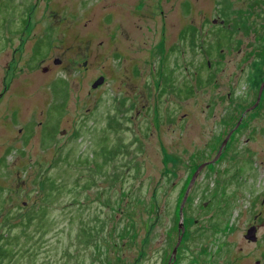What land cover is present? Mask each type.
Masks as SVG:
<instances>
[{
  "label": "rangeland",
  "instance_id": "374dc122",
  "mask_svg": "<svg viewBox=\"0 0 264 264\" xmlns=\"http://www.w3.org/2000/svg\"><path fill=\"white\" fill-rule=\"evenodd\" d=\"M1 1V24L51 13L50 0H30L40 3L35 14L32 5L17 6L20 0ZM109 1L51 4L65 26L76 21L74 33L63 29L69 40L92 23L73 48L76 60H67L70 70L59 73L66 133H58V155L33 143L11 146L14 133L0 125V264H167L181 223L200 237L188 242L179 264L264 261V225L257 244L245 238L264 197V138H255L259 153L240 162L235 175L230 141L180 210L194 172L215 159L234 121L257 100L259 87L243 86L250 61L264 63V0H192L185 33L172 9L167 40L159 15L158 28L142 21V29L101 47ZM100 76L105 82L93 88ZM35 87L33 79L25 82L21 104L46 105L49 95L35 97ZM262 99L245 121L264 123V89ZM184 110L194 113L183 120ZM215 122L222 125L211 129ZM51 126L43 127L44 146L54 143Z\"/></svg>",
  "mask_w": 264,
  "mask_h": 264
},
{
  "label": "flooded vegetation",
  "instance_id": "af4514ba",
  "mask_svg": "<svg viewBox=\"0 0 264 264\" xmlns=\"http://www.w3.org/2000/svg\"><path fill=\"white\" fill-rule=\"evenodd\" d=\"M144 1L145 0L109 1L108 5H106L108 10L104 14V24L107 35L104 40L100 41L99 45L101 47L107 45L110 41L123 38V35L128 34L132 30H136V28L142 29V21L146 26L154 23L156 25L154 28H158L156 19L159 15L162 19V32L164 38L167 40V35L169 33L167 32V29L169 26L170 28H173V21L171 20V17L169 18V12L172 9H176L182 19L179 20L180 24L178 26V33H185L187 31L188 24H184L183 20L190 12L188 9L189 6H192V0H177L176 3H174L173 0H147L145 4ZM163 1H165V3H163ZM1 2L2 1L0 0V3ZM52 2L53 0H50V5L48 4L51 10L49 16L43 17L42 19L36 18L35 16L32 17V20H34L33 25L30 24L32 22V20H30L31 16L24 18L15 17L10 24L0 23V25H2L0 26V125L3 124L7 128H10L12 134L14 133V138L13 140L11 139V143H9L10 145L16 142L21 145L33 143L37 149L39 147L41 153L44 151L50 152L52 151V148H54V154L51 157H56L58 155V153L56 154V148L59 145L57 143L58 133H66L65 128H60V125L64 120L65 111L63 110L65 106L64 101L60 100L58 95V83L61 81V75L59 73L63 70H65V72L70 70L71 62H69L70 64L67 66V60H76L79 51L78 49L75 50L73 48L77 45L78 40L81 41L82 37L89 32V24L92 23H85L84 26L86 29L82 30L80 33L73 34V39L69 40L66 38V35H64L66 32H64L63 29L67 30V32L74 33L76 21H68L69 24L65 26L62 21V15L58 10L52 7ZM169 2L171 3L170 9L167 10L165 7ZM30 5H32L33 14L40 10L39 2L36 6L31 4L30 0H20L17 3V6L21 8H27ZM159 7H161V9ZM116 12L124 13L125 16L119 14L116 15ZM17 16H19V13ZM215 20L216 19H214L213 22L217 23L218 19L217 22H215ZM64 45L66 48L61 50ZM171 45H173V42ZM115 52L119 53L118 50H115ZM87 64L88 61H84L83 65L87 66ZM210 64L211 63L209 62V65ZM260 65H262L264 69V63L258 60H255L254 62L250 61L247 67V72L245 73L246 81L243 86L246 89L259 87L257 100L251 107L243 112L236 121H234V127L231 128L227 134V137L229 136L228 142L221 152V155L223 154L225 156L229 150V142L234 141V175L241 174L242 172L239 169L241 167L239 166L240 162L259 153L253 145L255 138H264V123L254 124L253 122L245 121L246 116L252 112L253 109H256L258 106L262 107L263 90L260 95V88L264 79L263 81L261 79L259 86L253 85L256 72L255 69L261 67ZM165 78L167 81L173 79V77L168 76V74L165 75ZM28 79L34 80V85L36 87L32 92L35 97L49 95L46 105L28 107V105L21 104L22 97L26 95V93L22 94V92L24 91L23 88L25 87V82ZM185 84L186 83H184V85ZM39 92H41V95ZM238 96L237 91L234 90V118H236L238 110ZM26 107L29 109V112L27 113L24 112ZM192 113L194 112L184 110L182 112V119L185 120L186 118H190ZM20 124L22 126L16 127ZM27 124L33 125L35 128L31 131L27 129ZM178 124L182 125L181 128L187 125V123H184L183 121ZM46 125H53L48 134L50 139L54 142L52 146H44L42 143L41 136H43L45 130L43 127ZM209 125H211V129H215L222 125V122H215L213 125ZM256 125L260 126L256 127ZM256 129L259 130L258 134L256 133ZM182 134L183 133L179 135L180 140H183ZM213 135H215V133ZM208 143L209 141H207V144ZM9 148L10 146L6 147L7 150H9ZM198 150L202 151L204 148ZM41 153H38L37 155L39 156ZM49 156L50 155L48 154L47 157ZM209 165H212V163H207V165L201 170L197 169L194 172V175L198 173V176L193 187L196 185L198 177ZM260 205L261 207L255 213L253 223L250 225V227L256 226L257 228V241L247 239L245 233L247 241L256 244L260 241V238L263 235V233L260 232V228L264 225V197L261 200ZM185 228V232L188 231V228ZM185 232L178 235L167 264H179L183 257L182 252L187 248L188 242L195 237H200V235ZM168 242H172V240H168L167 245H169ZM202 248L204 247H201V249ZM194 261L199 263V258H196ZM255 264H264V261L262 259H257L255 260Z\"/></svg>",
  "mask_w": 264,
  "mask_h": 264
},
{
  "label": "water",
  "instance_id": "95a60500",
  "mask_svg": "<svg viewBox=\"0 0 264 264\" xmlns=\"http://www.w3.org/2000/svg\"><path fill=\"white\" fill-rule=\"evenodd\" d=\"M215 22H217V19L215 20ZM221 22L223 23L224 21L222 20ZM104 80H105L104 76L99 77V78L95 81V83L93 84V87H97L98 85L102 84V83L104 82ZM263 88H264V81H263V83H262V85H261V88H260V95H261V93H262ZM228 139H229V136L223 141V144H222L221 150H220V152L218 153V155L215 157V159H214L213 161L205 162V163H203L202 165H200V167L198 168L199 170H201L203 167H205V166L207 165V163H213V162H215V161L220 157L221 152H222V149H223V147L227 144ZM197 176H198V173H196V174L193 176V178H192V180H191V183H190V186H189L188 190L186 191V194H185V196H184V199H183V202H182V204H181V208H180L181 213L183 212L184 205H185L186 200L188 199V196H189V193H190V189H191L192 185L194 184V182H195ZM180 229H181V232H182V233L185 232V227L183 226L182 223L180 224ZM256 232H257V228H256V226H252V227H250V228L247 230L246 238L249 239V240H252V241H257L258 237H257Z\"/></svg>",
  "mask_w": 264,
  "mask_h": 264
},
{
  "label": "trees",
  "instance_id": "16d2710c",
  "mask_svg": "<svg viewBox=\"0 0 264 264\" xmlns=\"http://www.w3.org/2000/svg\"><path fill=\"white\" fill-rule=\"evenodd\" d=\"M260 66L261 67L255 69L256 72L254 75V83H253L254 86L260 85L261 79L263 77L264 69L262 68V65Z\"/></svg>",
  "mask_w": 264,
  "mask_h": 264
}]
</instances>
